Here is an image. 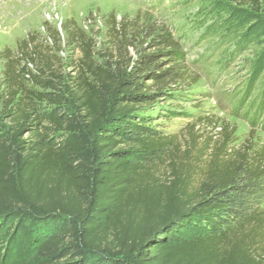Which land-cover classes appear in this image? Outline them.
Instances as JSON below:
<instances>
[{"label":"trees","instance_id":"16d2710c","mask_svg":"<svg viewBox=\"0 0 264 264\" xmlns=\"http://www.w3.org/2000/svg\"><path fill=\"white\" fill-rule=\"evenodd\" d=\"M128 27L73 33L66 64L34 35L2 51L0 234L32 226L37 264H264V147L156 128L193 79L172 34Z\"/></svg>","mask_w":264,"mask_h":264},{"label":"rangeland","instance_id":"374dc122","mask_svg":"<svg viewBox=\"0 0 264 264\" xmlns=\"http://www.w3.org/2000/svg\"><path fill=\"white\" fill-rule=\"evenodd\" d=\"M124 22L129 33L148 27L150 33L172 34L193 79L182 102L164 104L154 114L156 128L178 134L182 150L188 147L191 124L198 147L209 137L222 141L225 128L235 131L232 149L244 143L264 147V16L234 0H0V94L2 51L16 53L34 35L43 46L56 47L66 64L80 55L70 35L83 31L97 50L105 51L112 45V25ZM55 30L61 34L60 47ZM150 41L142 34L137 44ZM170 111L186 115L162 116ZM32 228L17 222L0 234V264L38 263Z\"/></svg>","mask_w":264,"mask_h":264}]
</instances>
